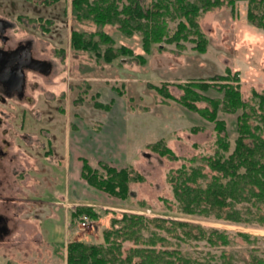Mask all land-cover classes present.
<instances>
[{
  "label": "rangeland",
  "instance_id": "374dc122",
  "mask_svg": "<svg viewBox=\"0 0 264 264\" xmlns=\"http://www.w3.org/2000/svg\"><path fill=\"white\" fill-rule=\"evenodd\" d=\"M71 2L59 0L46 5L37 0H0V15L13 23L12 32L18 30L19 38L31 39L34 53L51 63L49 75H27L30 85L26 96L32 100L24 99L21 106L25 115L19 124L27 140L19 137V163L34 168L35 161L41 167L39 172L34 170L40 181L28 177L27 169L19 177L23 179L19 180V229L0 248V264H66L64 246L68 241L102 242L104 228L122 213L186 221L230 234L229 244L210 245L205 240L183 243L160 231L167 238V247L178 248L204 263L244 264L242 257L249 252L264 256V226L187 215L179 210L167 173L183 163L188 165L184 158L212 154L216 133L212 122L150 87L166 83L168 91L180 97L183 91L177 83L230 70L232 76H238L243 99L255 104L259 113L252 90L264 94V30L247 20L246 1L237 0L233 7L224 1L200 13L198 28L204 51L196 47L198 37H172L177 20L171 18L166 19V37L152 42L145 51L140 31L127 36L115 24L79 21ZM73 30H102L110 35L114 48L124 45L133 56L121 55L106 62L93 51L75 49L71 44ZM106 46L99 42L101 53ZM136 55H142L144 62ZM204 93L220 96L214 89ZM95 101L111 106L101 109ZM206 104L197 102L200 107ZM239 113L218 114L226 123L230 151L237 136L235 120ZM255 118L251 122L255 123ZM47 127L52 136V158L43 155ZM158 140L180 158L171 160L147 146ZM81 158L92 167L99 168L98 161L108 158L105 162L110 165L130 168L128 197L122 200L87 184L80 176ZM205 171L210 173L208 168ZM136 173L142 179L135 177ZM83 205L98 212L95 220L88 218L84 225L79 221L84 213L76 211ZM238 232L259 239L248 242ZM148 234L144 231V236ZM123 246L134 245L125 241Z\"/></svg>",
  "mask_w": 264,
  "mask_h": 264
},
{
  "label": "trees",
  "instance_id": "16d2710c",
  "mask_svg": "<svg viewBox=\"0 0 264 264\" xmlns=\"http://www.w3.org/2000/svg\"><path fill=\"white\" fill-rule=\"evenodd\" d=\"M37 1L51 5L59 0ZM224 1L233 7L237 0H72L71 6L74 17L79 21L89 20L99 25L115 24L127 36L134 31H140L145 51L149 50L152 42H160L166 37V19H175L177 24L172 37H198L196 47L204 51L205 44L198 28V17L202 11L221 6ZM245 1L247 20L264 30V0ZM99 42L107 44L102 53ZM112 43L110 35L102 30H73L71 33V44L75 49L93 51L106 62L121 55L133 56L130 48L124 45L114 48ZM136 58L144 62L142 55H136ZM225 72L177 83L176 86L183 91L180 97L173 96L166 83L161 86L150 85L164 98L174 99L212 122L216 133L212 154L200 158H184L189 162L188 165L183 163L168 171L167 181L174 201L184 214L212 216L237 224L255 223L264 226V94L252 90V98L257 100L260 110L257 113L255 104L243 99L237 74L232 76L230 70ZM210 89H214L220 96L212 97L204 93ZM200 101L207 104L200 107L197 105ZM94 105L106 110L111 106L110 103L99 101H95ZM219 111H240L235 120L237 136L231 151L226 123L219 118ZM254 115L257 117L255 123L251 122ZM147 146L171 160L180 158L162 140ZM81 162L80 176L91 187L122 200L128 197V182L132 177L130 168H117L105 161H98L99 169L92 167L85 158H81ZM196 162L200 164L194 165ZM135 175L139 180L142 179L138 173ZM76 211L88 215L90 219L95 220L98 217V212L90 205L78 206ZM74 214L73 212L72 215ZM144 231L149 234L144 236ZM160 231L183 243L205 240L210 245H227L232 241L230 234L216 228L206 229L186 221L122 213L120 217H112L110 226L104 228L102 242L68 241L64 246L65 263L209 264L184 254L178 248L167 247V238L160 235ZM237 235L248 242L259 239L258 236L243 232H238ZM125 241H132L134 246L123 249ZM242 260L244 264H264V256L253 252L243 256Z\"/></svg>",
  "mask_w": 264,
  "mask_h": 264
},
{
  "label": "flooded vegetation",
  "instance_id": "af4514ba",
  "mask_svg": "<svg viewBox=\"0 0 264 264\" xmlns=\"http://www.w3.org/2000/svg\"><path fill=\"white\" fill-rule=\"evenodd\" d=\"M13 27L9 19L0 15V248L5 247L9 237L19 229V180H23L19 177L23 175L24 169H27L28 177L34 176L36 182L40 181L34 170L39 172L41 167L35 165V161L34 168L19 163V151L22 152L19 147V137L23 141L27 140L21 130L25 115L21 106L24 99L27 102L32 100L26 96V90L30 85L27 75L31 73L43 77L51 72L45 74V68L41 65L38 68L29 67L28 63L32 58L46 59L34 53L31 39L19 38V35H16L19 34L18 30L12 32ZM20 77L22 89L19 88ZM33 83V86H36L35 80ZM51 138L48 128L46 148H43L44 158L53 157Z\"/></svg>",
  "mask_w": 264,
  "mask_h": 264
},
{
  "label": "water",
  "instance_id": "95a60500",
  "mask_svg": "<svg viewBox=\"0 0 264 264\" xmlns=\"http://www.w3.org/2000/svg\"><path fill=\"white\" fill-rule=\"evenodd\" d=\"M29 67L31 68H38L39 65L43 66L45 68L44 73L47 74L51 71V63L47 60H40V59H34L32 58L30 62L28 63ZM19 83L20 86L19 88L22 89L21 83H22V78H19Z\"/></svg>",
  "mask_w": 264,
  "mask_h": 264
},
{
  "label": "built area",
  "instance_id": "2783aa9c",
  "mask_svg": "<svg viewBox=\"0 0 264 264\" xmlns=\"http://www.w3.org/2000/svg\"><path fill=\"white\" fill-rule=\"evenodd\" d=\"M88 218H89L88 215L82 214V216H80L79 221H80L81 224L84 225L87 222Z\"/></svg>",
  "mask_w": 264,
  "mask_h": 264
},
{
  "label": "crops",
  "instance_id": "0c3cea01",
  "mask_svg": "<svg viewBox=\"0 0 264 264\" xmlns=\"http://www.w3.org/2000/svg\"><path fill=\"white\" fill-rule=\"evenodd\" d=\"M99 160H102L101 158H99ZM103 161H108V158H105V159H103Z\"/></svg>",
  "mask_w": 264,
  "mask_h": 264
},
{
  "label": "bare ground",
  "instance_id": "6f19581e",
  "mask_svg": "<svg viewBox=\"0 0 264 264\" xmlns=\"http://www.w3.org/2000/svg\"><path fill=\"white\" fill-rule=\"evenodd\" d=\"M81 215V214H80ZM77 216V215H76Z\"/></svg>",
  "mask_w": 264,
  "mask_h": 264
}]
</instances>
